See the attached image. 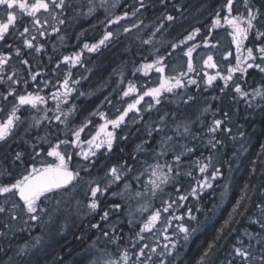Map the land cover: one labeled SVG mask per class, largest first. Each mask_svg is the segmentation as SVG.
I'll return each mask as SVG.
<instances>
[{
  "label": "trees",
  "instance_id": "16d2710c",
  "mask_svg": "<svg viewBox=\"0 0 264 264\" xmlns=\"http://www.w3.org/2000/svg\"><path fill=\"white\" fill-rule=\"evenodd\" d=\"M76 0H70L74 2ZM226 0H204L197 2L192 0L191 2H183L182 0H103V6L109 7L110 11L105 17H90L84 19V22L79 26H74L71 29V24L66 17V12L62 13L61 19L66 21V27L64 25L57 23L60 29L58 35L65 39L62 41H70L73 37L74 31L78 32L79 36L87 35V29L93 32L96 27L101 25H108L110 21L115 20L118 16H123L125 12L128 13V17L122 19L130 20V18L138 17L139 27L138 30H143L144 28H149L148 31L142 33L131 32L129 34L121 33L119 25L110 24L108 29L116 32V36H113V44L105 43L100 46L99 49L92 55L91 61L88 62L87 68L93 71L92 75L85 78L86 82L80 84V95L70 96L69 103H60V91L54 89L57 86V81L60 80L64 74L70 75L69 70L75 71V68L82 62H86L85 54L89 51L84 49L83 40L80 42L66 46L65 51L74 57L76 54L80 55L79 63H74L73 61H57L56 66H54L53 72L46 80V87L40 90H45L44 92H37L35 82L31 79L30 74H24L18 78L20 81L15 85L16 97L19 95H26L28 93L39 94L46 98L47 96H52L55 94L57 99L55 102H48L46 105H39L38 109H34L28 105H20L17 111V116L19 120L16 122L17 127L13 131L15 135V140L8 137L7 141L0 142V186L4 184H9L14 182L15 179L20 178L22 171L26 166L30 167L33 162V157L36 162V153L42 149L45 145L53 146L56 139L48 142L45 138L48 132H53L58 135L63 123L57 122L56 124L51 123L50 125L42 122L38 126L34 125L35 120H42V116L47 114V108H55L57 113L65 115V112L69 111L71 113L67 117L69 126L72 125V129L79 127L80 123L86 121L87 118L93 116L100 107V100L109 95V90H111L109 77L114 81L118 76L124 75L126 72H137V70L145 62L141 61V54L145 51L152 50L160 45V50L157 55L167 57V50L170 46L176 45L174 49H182V47L190 46L195 49H200L201 45L206 42L207 44H216V41H223V46L229 45V47L223 49V54L227 56L228 53H233L229 63L226 67L227 61L222 65L218 63L216 65L217 72L221 76L227 75V69L229 67H235L237 63V57L243 62L247 57L246 48L252 47L254 43L256 46L259 44L264 45V38H260V42H255L258 40L255 33L254 37H248V40L244 41L240 45V50L237 51V45L232 40V28L223 19L228 15L227 10L224 8ZM250 4L255 8H260L264 11V2L262 0H250ZM143 5V6H141ZM112 9H114L112 11ZM153 11V12H152ZM142 12H152L149 18H143L141 21ZM133 13H135L133 15ZM217 13L220 14L221 23L219 26L215 25V20L217 18ZM171 15L174 17L173 20H168L167 17ZM246 15V9L244 6V0H234L232 16ZM162 21L164 25L159 30L149 33L153 30L154 25L157 24L156 21ZM264 19V17H261ZM87 23V24H86ZM160 26V25H159ZM22 31L21 27H18ZM120 29V30H119ZM195 29H199V33L194 36L192 40H187V36L193 34ZM264 30V29H262ZM119 31V35L117 32ZM98 36L101 37L102 34L93 36V38H86L85 41L89 45L95 44L98 40ZM202 38V41H201ZM150 40L151 43H143V41ZM195 40L200 41L202 44L199 46L195 43ZM18 41V42H17ZM184 41V43H181ZM228 41V42H227ZM152 42L156 43L152 46ZM231 43L233 44L231 46ZM10 45V47H9ZM259 46V45H258ZM164 47V48H163ZM199 47V48H198ZM21 50V55H16L17 49ZM166 48V49H165ZM35 51L28 49L20 38L16 31H10V34L6 36L4 41H0V54L10 56V62H15L17 64H22L21 60H28V65H25V69H30L33 72L36 71L41 73L45 69L52 67V63H47L46 58L38 57V64L35 63L34 58ZM231 53V54H232ZM194 57V54L192 55ZM216 58V57H215ZM151 60V59H150ZM251 62V61H249ZM55 63V62H54ZM85 66V65H84ZM241 66H244L243 63ZM52 68V69H53ZM12 67L9 65L5 68V73L7 70H11ZM188 68L179 70L178 72H172L173 75H168L166 77L179 78L184 81V89L187 91L186 95H181L182 88L174 89L173 92L166 96L163 105L159 106L158 111H162L166 114V120L173 124H176V119L185 118L192 121L188 125L190 131L183 134L185 137L183 140H187L189 145L187 148H193L194 151L191 152L192 156L186 159L181 152L178 150L174 153H168V159H174L176 155H181V160L179 165H175V159L173 160V168L180 170L179 176L174 180L177 182V187L181 188L176 194V199L182 195H187L188 199L185 201H180L179 198L175 203H173L170 208V212H175L176 214L183 216V220H179L177 223L184 224L189 229L194 227V224L202 221L213 223H221L223 226V232L216 231L212 235L206 236H196L188 244L179 248H187L186 251L182 250L178 256H175L173 260H166L164 264H199L201 259H203V264H224L230 261L233 255L234 248H230L233 241V233L236 232L237 223L242 221L244 226L242 228L248 227V225L255 226V223H246L245 221L249 219L246 218L248 215H253L257 210L258 214L254 216L255 220L264 221V213L261 212V208L264 207V97L257 95V99H249V101H244V96L235 92V87L240 86L243 91L247 92L248 95H254L256 92H264V73L260 72L257 68L248 69L247 73L235 72L233 73L232 80L228 81L227 86H225L224 81L218 76L216 80L213 81L211 86L206 85L205 90L197 92L196 89L203 80V77L196 80V84L187 83L191 78L192 72L187 73ZM148 75L143 78V82L132 78L139 90H146L153 85L150 83L152 76L156 74V69H148ZM216 72V73H217ZM180 73L184 75L181 77ZM210 73L209 76L213 74ZM85 75H81L80 72L76 73L73 78H77L78 81ZM71 79V76H68ZM205 77V76H204ZM160 85V84H159ZM157 85V86H159ZM147 86V87H146ZM150 86V87H148ZM56 88V87H55ZM115 93V92H114ZM9 99H13L18 103V99L6 94ZM81 96V97H80ZM194 97V100L184 101L188 97ZM250 97V96H249ZM78 98V99H77ZM199 98H202L199 101ZM71 99V100H70ZM203 100L210 101L211 105L209 107H204L202 109L196 108L200 102ZM19 104V103H18ZM17 104V105H18ZM57 105H59V111L57 110ZM175 105L176 109H175ZM13 103L9 102L5 106L0 104V119L6 118L7 114L11 111ZM173 108V110L171 109ZM71 110V111H70ZM75 110V111H73ZM107 115L110 112H106ZM227 113V117H225ZM39 117V118H38ZM171 117L172 119H169ZM114 118L116 116L114 115ZM214 119H222L225 121V126L231 128L230 134H225L223 132L217 133V138L222 141L218 144L215 149H212L208 145V140L210 134L207 129L212 124ZM147 121H138L135 126L147 128ZM187 125V124H186ZM37 127V129H35ZM52 128V129H51ZM71 128V127H70ZM38 129L45 130L42 135H40ZM147 130V129H144ZM50 133H48L47 137ZM103 134V133H101ZM131 134V133H130ZM130 134L122 133L120 136L116 135V145H113L111 152L102 148L97 151V154L92 159L95 160L93 166H89V175L85 174L84 166L88 164L87 161L83 159L79 153L81 151L88 150L89 147H82L79 150L75 149L72 153L73 159L72 163L81 162V176L84 178L81 180L74 193L71 197H65L67 200L66 204L62 205L63 213L58 220L54 222H49L46 215H41L39 221H31L28 214L24 212H19L17 218H20V225L18 222L14 223L13 215L11 216L9 212L0 213V264H93L90 259L82 258L85 254L80 253L75 247H84L85 241L95 240L100 242L101 250L106 251L112 256V258H118L122 254V250L127 249L131 255L133 249L131 247L132 243H137V248H139L140 243L136 242V231L138 230L139 224H124L121 226L122 229L126 230V234L116 235L118 240L112 242L110 239L103 237L102 233L96 229L95 232H89L86 228L91 229L92 224L101 223L102 225H108V223L102 222L100 220V215L102 213L95 212L91 219H87L90 224L80 229L79 225L82 223L77 222L74 218L66 219L65 217L69 215H74L75 209L71 204V199L76 195L84 196L87 191V181L96 180L100 183L105 182V172L110 168L114 161L120 159V164L132 167V173L130 176L139 175L140 184H143L142 179L144 176L145 168H148L149 159L152 158V164L159 162L160 165L164 164L163 160H156V152L161 149L162 144H168L169 141L167 137H158L156 132L153 134L154 140L145 144L142 148L140 154L137 156H132L135 151L136 146L133 140L130 138ZM41 137V138H40ZM145 136L143 135L141 139ZM170 137V136H168ZM179 137V135H178ZM188 137V138H187ZM41 141L37 146L36 141ZM178 142V140H177ZM89 146V145H88ZM122 152V153H121ZM154 152V153H153ZM17 153H22L24 156V161L21 163L15 159ZM190 153V154H191ZM116 158H115V157ZM208 157H215L218 159L214 165L209 169L211 172L209 175H199L197 179H193V172L195 167L198 168L202 165L203 161L209 162ZM123 158V160H121ZM72 164V165H74ZM191 165V167H190ZM210 166V165H209ZM218 168L222 173V176L218 177L216 180L210 179V174L214 169ZM143 173V175H140ZM190 173V175L188 174ZM199 174V173H198ZM204 178H208L209 182L212 184L211 188L201 189L197 182L202 181ZM144 180V179H143ZM125 183V181H124ZM104 184V183H103ZM140 184L135 182L132 183L133 189H140ZM114 185V184H113ZM112 185V193H118L117 198H111L109 200L110 205L121 201L120 199H125L128 197V193H124L123 197L119 193L124 191V184ZM193 187L197 188L198 198L190 195L191 189ZM110 188V189H111ZM60 198V197H57ZM12 199V198H11ZM76 199H72L73 203H76ZM16 197H13L14 203L17 202ZM237 202H239V208L236 212H233V208L236 207ZM132 203V202H131ZM130 203V204H131ZM223 204V210L219 214L212 213V209ZM0 205L2 202L0 200ZM48 207H51V202H49ZM122 208V207H121ZM191 210V215L195 219H189L188 210ZM123 209L118 212L110 213L109 219H115L122 223H126L129 217L123 215ZM90 212V211H89ZM231 220L227 226H225V221ZM86 220V221H87ZM14 224V225H13ZM6 225V226H4ZM129 225V229L126 227ZM47 226L51 227V230L46 232L45 228ZM214 225L205 224L202 228L213 227ZM77 227V228H76ZM128 230V231H127ZM260 230V228H256ZM255 230V231H256ZM232 236V238L230 237ZM184 239L172 238L173 242H177L176 245L182 243ZM244 245L249 244L248 238H241ZM240 240V241H241ZM190 243V244H189ZM255 245L253 241H251ZM238 247V246H236ZM242 247V245H240ZM230 248V249H229ZM256 248L255 251L252 249ZM252 253L256 254L253 256L255 262L259 264V257L264 255V250L261 246L256 244L250 249ZM147 252V251H146ZM5 254L9 255L11 259L4 261ZM13 259V260H12ZM135 259V257H133ZM234 263H241L239 257H234ZM162 256H154L152 264H160ZM12 261V262H11Z\"/></svg>",
  "mask_w": 264,
  "mask_h": 264
},
{
  "label": "snow or ice",
  "instance_id": "6c2138e0",
  "mask_svg": "<svg viewBox=\"0 0 264 264\" xmlns=\"http://www.w3.org/2000/svg\"><path fill=\"white\" fill-rule=\"evenodd\" d=\"M234 0H226L224 8L227 10L228 15L223 19L225 22L231 26L232 28V40L237 45V51L240 50V45L248 40L250 33H255L257 38H264V12H261L259 8H255L250 4V0H244V6L246 9V15H237L232 16ZM0 6L5 13L4 18L0 19V41H4L6 36L10 34V31H16L19 37H23V44L28 48L32 49L37 53H40L44 50V45L39 44L37 41V35H33L32 33H36L39 36L43 37L46 34V26H49V20L45 16L42 20L43 14H47V16H51L54 21L58 24H64L65 20L61 19L60 16L63 12H65L69 5L66 0H33V2L29 3L28 0H0ZM101 7H103V0H101ZM143 6V5H141ZM20 15L24 14L27 17L31 18V27L24 26L23 30L20 31L16 28V23L18 20L17 11ZM59 10V11H57ZM94 11L93 7H89V12ZM135 13H133L134 15ZM128 16V13L125 12L123 16H118L115 20L110 21V23H118L121 19H124ZM168 20H173L174 17L169 15L167 17ZM221 23L220 14L217 13V18L215 20V25L219 26ZM133 27H138V25H133ZM53 32H59L60 29L58 27L52 26ZM125 32H130V28H124ZM199 29H195L193 34L187 36V40H192L196 34L199 33ZM113 38V33L111 31L107 32L104 37L97 43L89 46L85 44L84 47L89 51H96L100 46H103L106 41ZM143 43H151L150 40L143 41ZM184 43V41H181ZM10 47V45H9ZM176 45H173L175 48ZM195 49L194 47L188 48L185 55L189 57L187 68L189 72H192L193 64H192V53ZM247 57L241 62L239 57H237V63L235 67H229L227 69V75L221 76L219 72L216 73L215 76H208L205 83L208 86H211L213 81L217 79L219 76L223 81L225 86H227L228 81L232 80L233 73H247L250 68H257L260 72L264 73V45L257 46L255 48L248 47L246 48ZM16 55H21V50L18 48L16 50ZM171 55V53H169ZM227 55H231L228 53ZM10 56L0 54V73H3L8 61L10 60ZM227 58V57H225ZM164 56H158L154 63L144 64L142 68L151 69L155 68L157 72H164ZM64 61H73L74 63H79L80 55L76 54L74 57L65 56ZM251 61V62H249ZM257 61H259L257 63ZM21 63L24 65H28V60L23 59ZM243 63L244 66H241ZM204 64L209 68H216V64L213 62V56L208 55L207 59L204 61ZM139 71V69H138ZM16 75L13 72L10 76L7 77L8 81H11L13 84H18L19 80H14L13 77ZM40 75L39 72L33 74L31 79L35 81L37 76ZM184 74L180 73L182 77ZM4 77L0 76V80H3ZM78 83V82H77ZM190 84H196L197 81L195 79H190L187 81ZM184 81L179 78L167 77L162 79L159 87L147 88L143 91L142 94L138 93L137 88L131 83L128 85L126 91L123 92L124 96H129L131 93H138L137 97L133 100V102L128 103L127 107L120 112V114L111 120H106L104 125H101V131L97 132V134L91 139L85 141L89 145L87 151H81L79 155L83 157L85 161L88 162L87 165L84 166V171L86 175H89L88 171L89 166H93L95 164V160L92 159L96 156L97 151L104 148L107 151H112L113 145L116 142V129L120 128L122 124L125 123L126 117L129 116V113L138 114L141 109L139 105L141 101L144 100V97H150L154 100L156 105L161 104V97L164 92L172 93L174 89H179L184 87ZM64 91L60 94L62 97H68L70 95L71 89L69 87L68 79H65L63 82ZM235 92L241 94L244 97L248 96V93L243 91L240 86L235 87ZM256 95L264 97V92H256ZM8 95H11L18 99L19 104L14 105L11 111L7 114L6 119L3 122H0V142L7 141L8 137L12 135L13 131L17 127V121L20 119L17 116V111L20 105H28L34 109H38L39 105H46L47 100L40 96L39 94L28 93L26 95H19L16 97V93L11 89L8 90ZM53 99H57V96L54 94ZM4 99H7V96H4ZM194 100V97L189 96L185 103L188 101ZM153 107L152 104L147 106V110L151 111ZM39 110V109H38ZM57 110L59 111V105H57ZM3 111V109H0ZM71 111V110H70ZM63 115V113H62ZM227 117V113L224 114ZM142 118V117H141ZM165 117H161V121L164 120ZM51 119L44 115L43 120L49 121L51 123ZM55 120L60 121V123H65V121L60 119V116L57 115L54 117ZM43 120H35L34 125L38 126L43 122ZM108 125H111V131L107 130ZM87 127V124L82 125L78 129L72 132V136L75 138L73 140H59L54 146L47 151V157H54L52 162L41 163L40 167L36 166L35 158L33 157V162L30 167H25L24 173L20 176V178L15 179L14 182L9 184H4L0 186V195L6 197H18V201L12 204V208H23V210L28 214L29 219L31 221H39L41 219V215H46L48 217L49 222H54V220H58L63 213L62 205L67 203L65 197H71L74 193L78 183L84 178L81 176V168L78 165H71L73 156L69 152L60 151V146L63 144L65 146H72L79 148L81 146L80 135L84 131V128ZM190 131L188 125H184V133H188ZM210 134V138L208 140V145L215 149L218 144H221L222 141L217 138V133L223 132L225 134L231 133V128H227L225 126V121L222 119H214L212 124L207 129ZM177 132H179V126H177ZM103 133V136H101ZM181 135L183 133H180ZM168 140H171L172 137H167ZM143 151V149H139ZM193 148H187V152H193ZM39 155V153H36ZM158 155H164L163 151L158 153ZM15 159L23 163L24 156L22 153H17ZM175 162L179 165L181 160V155L175 156ZM209 161L211 157L207 158ZM152 169L151 177L149 180L140 184L139 175L130 176L129 173H132L133 169L130 166L119 165V166H111L105 172L106 180L104 182L103 187L101 183L96 180L87 181V191L85 192L86 197H90L89 202L86 207L93 213L100 212V220L102 222H107L110 217V213L118 212L121 209L120 203H113L108 210H104L101 206V197L105 196L109 189L113 184H117L118 182L124 180V191L119 193L123 197L124 193H128V199H135L138 203V207L135 212H139L141 214L147 212L148 216L139 222L138 230L136 231V242H143L146 240L145 233H155L161 232L166 233L168 228L171 227L173 220H183V216H174L170 213V208L172 207L175 201H162V205L159 208H154L151 203V199L145 200L146 197L155 198L158 192H163V187L167 185L170 181L176 179L179 176L178 170L174 169L172 165H160L159 163L155 165H149ZM209 167L208 163H203L199 167V171L201 173H205ZM173 173H175L173 175ZM190 175V173H188ZM143 175V173H140ZM222 176V173L218 168L214 169V171L210 174L211 180H216L218 177ZM135 182L140 184V189H133L132 183ZM198 186L203 188H211L212 184L209 182L208 178H204L202 181L197 182ZM179 192V188L176 189ZM118 193L113 192L112 195L115 196ZM190 195L198 198V191L196 187L191 189ZM60 197V198H57ZM188 199L187 195H180L179 200L185 201ZM141 200H145V203H140ZM49 202H51V207H48ZM79 201H76L77 207L79 206ZM239 202H237L236 207L233 208V212H236L237 208H239ZM7 209L0 205V213H5ZM261 212L264 213V207L261 208ZM134 212L130 211L129 216H134ZM165 214H168L165 216ZM189 219H195L191 215V210L188 212ZM13 218H15L13 216ZM231 220V216L229 220L225 221V226L229 224ZM129 224L133 223L132 219L128 220ZM253 223L259 224L261 229L260 232L249 234L245 233L248 237L249 244L247 246H243L244 242L241 240L239 243L242 247H235L234 252L235 256L239 257L242 264H252V256L253 253L250 251L252 248L251 241H255L256 244L261 246V249L264 250V221L256 220ZM159 225V227H158ZM92 228L97 229L103 235V237L110 239L112 242H116L118 237L115 233L118 231L116 226H113L109 230H105L101 223H96L91 225ZM179 232L184 233V240L187 241L190 236V230L184 224L178 225ZM223 227L220 229L223 232ZM191 231H195L192 229ZM2 234V233H0ZM166 241L171 243L172 248H175V242H172L171 237L168 235H164L163 237ZM131 247L136 249L129 254L127 249L122 250V254L118 258H112L110 254L101 249H96L97 258L93 261V264H152V255L156 254V247L151 246L149 243L144 242L140 243L139 248H137V243H132ZM163 248L167 250L169 248V244H164ZM147 250V252H146ZM165 253L162 251L159 255L163 256ZM135 257V259H133ZM160 264H164V261L161 260ZM199 264H203V259L199 262ZM231 264V262H229ZM259 264H264V255L259 257Z\"/></svg>",
  "mask_w": 264,
  "mask_h": 264
},
{
  "label": "bare ground",
  "instance_id": "6f19581e",
  "mask_svg": "<svg viewBox=\"0 0 264 264\" xmlns=\"http://www.w3.org/2000/svg\"><path fill=\"white\" fill-rule=\"evenodd\" d=\"M182 1L183 2H191L192 0H182ZM196 1L197 2H201V1H204V0H196ZM262 1L264 2V0H262ZM28 2L31 3V2H33V0H28ZM66 2L69 5V7L65 11L66 12V16H67L66 17L67 19H65V20H68L69 21V23L71 24V29H73L74 26L77 27V26L81 25V23L84 22V19L86 20V19H88L90 17H93V16H95V17H98V16L105 17L106 15H108V13L110 11V8L109 7H106V6L101 7L100 6L101 5V0H76L73 3L70 2V0H66ZM89 7H93L94 8V11H92L90 13L89 12ZM15 11H17V15H18V20H17V23H16V28L21 27L22 30H23V27L24 26L31 27V23H30L31 18L30 17H27L26 14H24L23 16H21L18 10H15ZM57 11H59V10H57ZM152 12H147V13L146 12H142L141 13V16H142L141 17V21H142L143 18H145V19L146 18H149V16L152 15ZM261 12H264V11L261 10ZM4 15H5V13H4L3 9H2V6H0V19H3L4 18ZM45 16L49 20V26H46L47 31H46L45 36L41 37V36H39L38 34H36L34 32L32 33L33 35H37V41H38L39 44H43L44 45V50L42 52H40V53L35 52L33 56L35 58V63L36 64H38L39 61H42V60H40L41 59L40 57H43V56L46 58L45 61L47 63H52V61H54L55 63L53 62L51 68L43 70V72H41L40 75L37 76V79L34 81L35 82V85L33 84V86H35L36 87L35 88L36 91L37 92H40V93L45 91V90H40V89H43L44 87H46V80L49 77L54 76L53 74L50 75V73L53 72V70L55 68L54 66H56L57 61L59 62V61L63 60L65 56H72L71 54H69V53H67L65 51V49L67 48L66 46L74 45V44L80 42V40H83V45H85V44H88L89 45V43L85 41V39L87 37L88 38H93V36H96L97 37V35L102 34L101 37L98 36V40H97V42H95V44H97L104 37V35L107 32L111 31L113 33V36L116 34V32L112 31V29H110V30L108 29V26L111 24L109 22L108 25H101L100 27H96L97 29H95L93 32H91V30L87 29L86 30L87 31V35H83V36L82 35L79 36L78 35V32L75 30L74 31V34H73V37L71 38V40L69 42L68 41H65V43H63L62 41H64L65 39L61 38L58 35L57 32H53L52 31V26L58 27L57 26V22L54 21L51 16H47V14H43L42 20H43V18ZM61 16H62V14H61ZM138 19L139 18L136 17V15H135L134 18H130V20H124V21H122V19H121L118 23H112V24L119 25V28L120 27L122 28L121 30L119 29L120 32L121 33H124V34H129L131 32H135V31L136 32H139V33H142L144 31H148L149 28H144L143 30H138V28H141V27H139V26L138 27H133L134 24L135 25H139ZM156 22H157V24L154 25V27H153L154 29L153 30H150L149 33H151V32L153 33V32L159 30L161 27L164 26L162 24V21L160 19L158 21H156ZM62 25H64L65 28H67L66 27V21H65L64 24H61V26ZM126 27L127 28H130L131 31L130 32H125L124 31V28H126ZM253 33H250L249 34V37H254V40H255V35ZM117 35H119V31L117 32ZM19 38H20V41H22V43H23V39L24 38L23 37H19ZM201 41H202V38H201ZM113 42H114V39L112 38V39L108 40L107 43L113 44ZM255 42H260V38H258V40H255ZM195 43L198 46L200 44H202L198 40H195ZM204 43H206V42H204ZM155 44L156 43L152 42L151 45L152 46H155ZM258 45L261 46L262 44H259L258 43ZM203 46H204V44L201 45V48ZM207 46L209 47V50H212L214 44H207ZM257 46L254 43L252 44V48H254V51H255V48ZM83 48L84 49H87L85 47H83ZM186 48H190V46L182 47V49H179V48L178 49H174L173 46L171 45L169 49H166L165 48L167 50L166 52H167L168 55L164 59V68L166 67V65H168V64H170V63L173 62V59L177 56L176 53H180V55L182 56L180 58L181 60H179V62L182 64L181 65V67H183L182 69L187 68V64L188 63L183 65V62L189 60V57L187 55H185V53L187 52V49ZM159 50H160V45L158 47L152 49V50H148V51H145L144 53H142L141 54V61L140 62H145L142 65L149 64V63H154V61L159 56V55H157L158 52H159ZM199 50L200 49H194L193 54L194 55H196V54L197 55H202L203 52L201 50L200 51ZM169 53H171V55H169ZM93 54H94V52L88 51L85 54L86 62L80 63L75 68V71L69 70L70 75L67 74V76H66L64 74V76H62L60 78V80L57 81V86L55 85L56 88L55 87H53V88L59 90L60 91V94L64 91L63 82H64L65 79H68V81H69V87L71 89L70 95L68 97L65 98V97H62L60 95V97H59L60 103H63V104L69 103V99H67V98H70V96H73V95L79 97V95H80V93H79V91H80V89H79L80 84H83L84 82H86V80H84V79L90 77L92 75V73H93V71H90L87 68V64H88L89 61H91ZM208 55H210V54H208ZM37 56L40 59H38ZM184 59H185V61H184ZM191 60H192V63H194L192 57H191ZM213 61H215V60H213ZM231 61H232V59H231ZM175 62H176V59H175ZM258 62L259 61H257V63ZM7 65H9L10 67H12V69L11 70H7L6 73H5V71L3 73H0V76H3L4 77L3 80H0V104L2 106H5L6 104H9V102H11V103H13V106H14V105H17L19 103V101L17 103L15 100H13L12 98L9 99L8 97H7V99H4V96H6V94L8 93V90H9L10 87H11V89L13 91H15L14 90L15 89V85H17V84H13L11 81H8L7 80V77L10 76L13 72H15L16 75L13 77V79L14 80H18V78L20 76H22L24 74H30L32 76L33 74L36 73V71L33 72L30 69H25V67H24L25 65L24 64H17L15 62H10ZM151 69H155V68H151ZM179 69H180V64H179V68L178 69H174L173 71L178 72ZM193 69L194 70L192 71V73L190 75L191 78H194L195 80H199V78L204 77V75H205L204 74V70H202L200 67H197V65H196V66H194ZM211 69L213 70L214 68H211ZM147 70L148 69H144L141 66L139 68V71L137 70V72H126L121 77L118 76L116 78V81H114L111 77H109V81H111V82H109L110 83L109 84L110 85V88H111V90L114 89V92L115 93L114 92H111L109 90V93H108L109 95H106L105 97H103L100 100V107H102L100 110H102L104 112H110L108 115H106V117H102L103 124H105V121L106 120L115 119L114 118V115L117 117L120 114V112H122L127 107V105H124V102L125 103H129L127 101L129 100V96L130 95H132L133 98H136L137 95H138V93L139 94H142L143 93L142 90H139L138 89L140 87H136L135 82L132 81V78L133 79L135 78L136 81L137 80H140V79H143L145 76L148 75ZM78 72H80L81 75H85V77L82 76L83 78L81 79V81H78L77 78H73V76H75L76 73L78 74ZM187 73H190V72L187 71ZM142 75H144V77ZM68 76H71V79ZM122 77H126V78H128V80L127 81H123L122 80ZM130 83L137 88L138 93H131L129 96L126 97V96L123 95V92L125 91V86L128 87V85ZM150 86L159 87L157 85H150ZM150 86H148V87H150ZM206 87H207L206 85H203V83H200L199 84V87L196 89V91L197 92H201V90H205ZM150 88H154V87H150ZM182 90L183 91H181V95H186V92L187 91L184 89V87L182 88ZM170 94L171 93L164 92L163 95H162V97H161V101L163 102L164 99H165V97L166 96H169ZM122 96H123V98H121ZM45 99L48 102H53V103L56 100V99H53L52 96H47ZM249 99H257V97L255 95H248L247 97H244V101H249ZM201 100H202V98H199V101H201ZM162 102H161V104L156 105L155 102H154V100H152V98L145 96L144 97V100L141 101V104L139 105V107L141 109L140 113H138V114L129 113V116L126 117L125 123L122 124L120 126V128L116 129V133L115 134L117 136H120L122 133H128V134L131 133L130 134V138H131V140L135 141L134 142V145L136 146L135 151L132 154V156H137L138 154L141 153V150H139V149H142L145 146L146 143L154 140L153 134L155 132L158 135V137H160V138L161 137H168L171 134H173L174 132H176L177 131V126H179V132H178L179 137H177V139H176V140H178V151L181 152L186 159H189V158L193 157L192 156V153L190 154L189 152H187V146L189 145V142L186 139L183 140V138L185 137L184 134H182V135L180 134V133H183L184 125H186V124L187 125H190L192 123V121L186 119V117H185V118H178V119H176V122H177L176 124H173L171 122H168L166 120V114L164 112H162V111H158V109H160L158 107L164 104ZM149 104H152L153 105V107L151 108V111H148L147 110V106ZM210 105H211V102L210 101L203 100V102H200V104H198L196 108L202 109L204 107H209ZM176 106L177 105H175V109H176ZM171 109L173 110V108H171ZM73 111H75V110H73ZM57 115L60 116V119L61 120L65 121V123H63L64 124L63 125L64 128H61L60 129V132H59L58 135L55 134L54 130H52L53 132H48V133H50L49 136L47 137V135H48V133H47V135L45 137L47 139L46 141H48V142H51V141L55 140L56 139V136L58 137V139H56V141L54 143L58 142L59 140H65V139H67V140H73L75 138L72 136V132L74 130L78 129L79 127H81L82 125H85L88 122H95L97 124L98 123L100 124L99 121H97V122L94 121V120L92 121L93 117L91 116V117L87 118L86 121H83L82 123H80V126L79 127H75V129H72V127H73L72 125H74V124H71V126H69L70 123H68V121H67V117L68 116L62 115L60 113H57L55 108H51V107L47 108V116L49 118H52L51 119V123L56 124L57 122H60V121H57V120L54 119V117L57 116ZM131 116L139 117V121H143V122H146L147 121V123H148L147 128H144V126H142V127L130 126L129 123H130V117ZM162 116L165 117L163 121H161V117ZM43 117L44 116H42V120H43ZM5 119L6 118L0 119V122H3ZM169 119H172V118L169 117ZM44 121L46 122L45 124H48V125L51 124L47 120H43V122ZM94 125H95L94 123H91V126L89 128V131H90L89 133L90 134H84V133H82L80 135L81 146L79 148L75 147L74 145H72V146H65V145L62 144L60 146V150L62 152L65 151V152H69V153L72 154L75 151V149L79 150L82 147H89L88 144L85 143V141L91 140L97 134V132H100L101 131V128L99 130L98 129L96 130V128L98 126L94 127ZM35 129H37V127ZM144 129H147V130H144ZM108 130L109 131L112 130L110 126L108 127ZM38 131H39V133H40V131H42L41 133H43L45 130L38 129ZM41 133H40V135H42ZM143 135L145 137L143 139H141V137ZM101 136H103V134H101ZM9 138L12 139V142H14V140H15L16 137L12 133V135L9 136ZM40 142L41 141L37 140L36 141V145L38 146L40 144ZM114 144L116 145V143H114ZM175 145H176V143H175L174 140L171 141L170 145H168V144H162L161 145V149L158 150L156 152V154L158 155V153H160L161 151H163L164 155H158V156L160 157L161 160L164 161L165 155L169 153V151H168L169 150V146H172L174 148ZM51 147H52L51 145H45L42 149H40L38 151L39 155L36 156V162L39 163V162H42V161L45 160L44 163H48L49 161H47V160H52V158L46 156L47 151H49ZM121 160H123V158ZM216 161H218V159L215 158V157L211 158V160L209 162L203 161V163H208L210 165L208 167L207 171L205 172V175H209V173L211 172L209 169L211 168L212 165H214L216 163ZM72 164H74V163L71 162L70 167L72 166ZM118 164H120V159H117L116 158V160L114 161V163L112 165H110V166H119ZM74 165H80V166L82 165L83 166V164L81 162L75 163ZM175 165H176V163H175ZM26 167H28V166H26ZM190 167H191V165H190ZM199 167L198 168L195 167V171L193 172L194 173L193 174V179L194 180L197 179L199 177V175H202L203 174V173H201L199 171ZM178 172H180V170H178ZM174 174L175 173H173V175ZM103 183L104 182L101 183V186L102 187L104 185ZM177 188H178L177 187V182L174 181V180L171 181L170 183H168L165 186V190H167V191H171V190L176 191ZM165 196H166V192H164L163 194H161V195L158 196L160 198V200H157L156 201L155 198H151V203H153V202L158 203L160 201V205H162V201H163L162 199ZM75 198H77L76 201H79L80 202L78 207H77L76 203H73V201H72V199H75ZM111 198H117L116 195L115 196L112 195V188L109 189L108 193L105 196L101 197V206H102V208L104 210H108V208L111 207V205L109 203V200H111ZM72 199H71V204L73 206V209L76 208L75 209V212H74V215H69V216H67L65 218L66 219H70V220L72 218H74L75 221L82 223L81 225H79L77 227H79L80 229H83V228L87 227L90 224V222L87 219H91V216H93L95 214V213L91 212L86 207L87 203L89 202L90 197H86L85 195L84 196L76 195ZM11 200H13V199H11ZM16 200L18 201V197H16ZM120 200L121 201H118L117 203H120L121 204V207H122L121 210L122 209L124 210L123 211L124 218L128 216L129 219H132L133 220L132 225H136V224L138 225L141 220H143L144 218H146L148 216V213L147 212H145L143 214H141L139 212H135L136 208L138 207V203H137V201L135 199L129 200L128 197H126L125 199H120ZM141 201H140V203H141ZM222 205L223 204H220L219 206H216V208H213L211 210L212 213L219 214L218 215V217H219L220 214H221V212H222V210H223V206ZM16 211L17 212L18 211L19 212H24L23 208H17ZM130 211H132V212L135 213L134 216H129V212ZM170 213L172 215H174V216H177V217L180 216V215L176 214L175 212H170ZM257 214H258V211L256 210L253 213V215L246 216V218H248L249 216L250 217H249L248 220L245 221V224L246 223H253V221H256L254 219V216L257 215ZM167 215L168 214H165V216H167ZM261 217H264V215H262ZM19 220H20V218H17L16 217V218H14V221L13 222L14 223H17L18 222V226H19L20 223H21V221H19ZM178 221L179 220H173L171 227H169L168 230H167V232H166V234H169L170 235L171 240H172V238H175V235H176L177 238L184 239L183 238L184 237V233L179 232L178 223H177ZM240 222L241 223H237V227H236L237 233L236 232L233 233V236L234 237H233V241L232 242H234V243H232V245H230V248L241 245L239 243V241L241 240V238L242 239L243 238H248L245 235V233L254 234V233L260 232V230H256L257 227L260 228L259 227V224H256L255 223L254 224L255 226L248 225V227L242 228L241 226H244V225H243L242 221H240ZM106 223H108V225H104V224L102 225L105 228V230H109L113 226H116L117 227L118 231L115 233L116 235L126 234V230L125 229H122L121 226H123L124 224H129L128 222L122 223V222H120L118 220H115V219H113V220L112 219H109ZM207 223H208V225H211V226L214 225V226L213 227H210V228L209 227L202 228ZM4 226H6V225H4ZM222 226L223 225L221 223H217L215 225L214 222L213 223H209V222L202 221L201 224H200V222H198V223L194 224V227L192 228V229H195V231H191L192 229H189L191 234H190L188 240L187 241L184 240V241H185L186 244H188V242L191 241V239H193L196 236H199V235H201V236L212 235V233H214L216 231L219 232V229ZM126 227L128 229L130 228L129 225H126ZM50 230H51V227L50 226H47L45 228V231L46 232H48ZM86 230L87 231L89 230V232H95V233L97 232L96 229H94V228H91V229L86 228ZM230 237L232 238V236H230ZM75 248H76V250H79L80 253L85 254L84 257H82V258H85V259L87 258V259H90V260H94V259L97 258L96 249H101V246H100V242L99 241H95V240L88 239V240L85 241L84 247H75ZM186 249H187L186 247L185 248H179V247H177V251H178L179 254L182 253L180 251H182V250L186 251ZM260 255H262V252L260 253ZM9 259H11L9 257V255L8 254L7 255L5 254L4 261H8ZM18 264H24V263H20L19 262ZM236 264H238V263H236Z\"/></svg>",
  "mask_w": 264,
  "mask_h": 264
},
{
  "label": "rangeland",
  "instance_id": "374dc122",
  "mask_svg": "<svg viewBox=\"0 0 264 264\" xmlns=\"http://www.w3.org/2000/svg\"><path fill=\"white\" fill-rule=\"evenodd\" d=\"M114 9H112V11H113ZM232 37V36H231ZM228 42V41H227ZM244 43V42H243ZM223 44H224V42L223 41H216V44H215V42H214V46H213V49L212 50H209V47L207 46V44L206 43H204V46L202 47V48H200V50L203 52V54L202 55H194V57H192V59H193V62L194 63H192L193 64V68H194V66H196L197 65V67H200L202 70H204V76L205 77H203V80L201 79L200 80V82L201 83H203V85H204V82L206 81V79H207V77L210 75V73H211V71L215 74L216 72H217V69L218 68H214L213 70L211 69V68H209L207 65H205L204 64V61L207 59V55L208 54H210V55H212L213 56V60H215V61H213L214 63H216V64H218V63H220L221 65L223 64V63H225L226 61H227V64H226V67H228L229 66V63L231 62V57H232V55H233V53L231 54V55H227V56H225V54H223V49H225V48H227V47H229V45H227V43H226V45L225 46H223ZM233 44L231 43V46H232ZM190 47H191V45H190ZM233 47V46H232ZM199 48V47H198ZM185 49V48H184ZM187 50H188V48H186ZM199 50V51H200ZM193 54V53H192ZM176 57L173 59V62L172 63H170V64H168V65H166V67L164 68V72L163 73H159V72H157L156 74H154L153 76H152V79L150 80V83L151 84H153V85H159L160 83H161V81H162V79H164L165 77H166V73H168V75H173L174 73H172V72H175V71H173L174 69H178L179 68V64H180V69L179 70H181L183 67H181V63L179 62V60H181L180 58L182 57L181 55H180V53H176ZM216 57V58H215ZM225 57H227V58H225ZM175 59H176V62H175ZM184 61H185V59H184ZM188 63V61H185V62H183V65L184 64H187ZM178 70V71H179ZM211 70V71H210ZM145 75V74H144ZM144 75H142L143 77H144ZM211 76H213V74L211 75ZM122 80L123 81H127L128 80V78H126V77H122ZM139 81H142L143 82V79H140ZM136 85V84H135ZM137 87V86H136ZM127 88L128 87H126L125 86V91L127 90ZM256 97H257V95L256 94H254ZM184 96V95H183ZM121 98H123V96L121 97ZM135 98H133L132 97V95H130L129 96V100L127 101V102H129V103H131V102H133V100H134ZM128 103H125L124 102V105H127ZM71 113H69V111H67V112H65V115L66 116H69ZM106 115H107V113L106 112H104V111H102V110H98L96 113H94L93 114V119H92V121L94 120V121H99L100 122V124L98 123H95V122H88L87 123V127H85V129H84V131L82 132V133H84V134H90L89 132V128H90V126H91V123H94L95 125H94V127H96V126H98L97 128H96V130L98 129H100L101 128V125H104L103 124V119H102V117H106ZM139 121V117H134V116H131L130 117V126H135L136 124H137V122ZM111 127V125H108V127ZM107 130H108V128H107ZM81 133V134H82ZM170 137H172V139L169 141V145H170V143H171V141H175V143H176V145H175V147L173 148L172 146H169V153H174V152H176L177 150H178V142H177V137H178V132L176 131V132H174L173 134H171L170 135ZM61 151V150H60ZM65 152V151H64ZM156 156H157V158H156V160H161L160 159V157L156 154ZM50 158H52V160H47V161H49V162H52L53 160H54V157H50ZM173 160L174 159H168V154H166L165 155V157H164V164H162V166L163 165H165V164H168V165H172L173 164ZM45 161V160H44ZM44 161H42V162H39V163H37V167H40V165H41V163H44ZM153 162H152V158H150L149 159V163H147V165H155V164H157V163H159V162H157V163H155V164H152ZM80 168H81V166L80 165H78ZM151 171H152V169L150 168V167H148V168H145V170H144V176H143V179H142V182H143V184L144 183H146L148 180H149V178L151 177ZM24 173V171H22V173H21V175ZM178 179V178H177ZM171 182V181H170ZM169 182V183H170ZM118 184H124V180H122V181H120V182H118L117 184H114L113 186H115V185H118ZM166 186V185H165ZM165 186H162L163 187V192L161 193V192H158L157 193V195H156V197H155V199H156V201L157 200H160V198L158 197L159 195H161V194H163L164 192H166V196L162 199L163 201H168V200H171V201H177V199L179 198H177L176 199V194H177V191H174V190H171V191H167V190H165ZM181 190V188L179 187V191ZM180 195H182L181 194V192H180ZM11 198L13 199V197L12 196H8L7 197V202H5L6 201V197L5 196H3V195H0V200H1V202H2V206H4L6 209H7V212H9L10 213V215L12 216H14L15 218H16V216H17V214H18V212L16 211V209H13L12 208V204L14 203V201H12L11 200ZM10 199V200H9ZM147 199H151L150 197H146L145 198V200H147ZM145 200H142L141 201V203H145ZM152 206L154 207V208H159V207H161V205H160V201L158 202V203H156V202H153L152 203ZM158 227H159V225H158ZM164 235H168L169 237H170V235L169 234H166V233H163V231L161 230V232H155V233H145V236H146V240L144 241V242H147V243H149L151 246H154V247H156V254H153L152 255V263H153V260H154V256H157V257H160L161 255H159L162 251L165 253L163 256H162V260L163 261H166V260H168V261H170V260H173V258L175 257V256H178V251H177V247H183L184 245H185V241L183 240L182 241V243H179L178 245H176L175 246V248H172V245H171V243H169V241H166L163 237H164ZM173 242V241H172ZM248 242H249V240H248ZM253 242L255 243V241L253 240ZM169 244V248L167 249V250H165L164 248H163V245L164 244ZM175 244H177V242L175 241ZM255 245H256V243H255ZM253 243H252V247H254L255 246ZM243 246H245V245H243ZM238 247H240V245L238 246ZM253 251H255L256 250V248H253L252 249ZM251 250V251H252ZM147 251V250H146ZM252 251V252H253ZM254 255H256V254H254L253 253V256ZM231 256V259H230V261H228V263H224V264H229V262H231V264H236V263H234V257H237V256H235V252H233V255H230ZM253 256H252V258H251V260H252V264H258L257 262H255V260H254V258H253ZM237 259H238V257H237ZM239 260H240V258H239ZM240 262H241V260H240ZM238 264H240V263H238Z\"/></svg>",
  "mask_w": 264,
  "mask_h": 264
}]
</instances>
